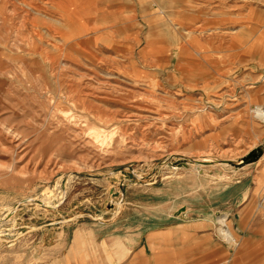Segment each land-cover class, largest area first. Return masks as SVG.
Wrapping results in <instances>:
<instances>
[{
  "label": "rangeland",
  "instance_id": "obj_1",
  "mask_svg": "<svg viewBox=\"0 0 264 264\" xmlns=\"http://www.w3.org/2000/svg\"><path fill=\"white\" fill-rule=\"evenodd\" d=\"M64 1L0 0V264H63L64 218L172 215L165 264H264V155L226 163L264 142V0H84L73 27Z\"/></svg>",
  "mask_w": 264,
  "mask_h": 264
},
{
  "label": "crops",
  "instance_id": "obj_2",
  "mask_svg": "<svg viewBox=\"0 0 264 264\" xmlns=\"http://www.w3.org/2000/svg\"><path fill=\"white\" fill-rule=\"evenodd\" d=\"M57 4L63 12L67 26L73 27V23L80 22L83 19L85 12L83 9L84 0H65L62 4ZM63 35L64 39L70 41L68 33ZM191 62L189 64L192 66ZM254 111L264 120V117H262L264 105L256 106ZM247 166H250V164L238 169L247 170L249 168ZM242 172L240 173L243 174ZM172 216L174 218L173 222L166 226L153 228L133 226L123 232L118 231L121 230L118 229L110 233H104L103 230L110 224L113 226L115 222H119L118 216L111 223L106 220H98V216L91 217V222L82 218L76 220L64 218V220H60L62 223L58 221V225L51 227L48 233L54 236V241H56L54 247L59 248L58 246L63 243V264H100L102 260H98V249L102 247V242L107 245L115 243L116 246L121 248L120 253L112 255L113 264H149L152 261L165 264L171 252L182 248L188 242L186 239H192L190 234L193 233V230L186 226L185 217ZM106 263L109 264L108 261Z\"/></svg>",
  "mask_w": 264,
  "mask_h": 264
},
{
  "label": "water",
  "instance_id": "obj_3",
  "mask_svg": "<svg viewBox=\"0 0 264 264\" xmlns=\"http://www.w3.org/2000/svg\"><path fill=\"white\" fill-rule=\"evenodd\" d=\"M263 155H264V142L262 144L256 146L251 151H249L242 159H240L238 161L226 160V163L233 165L236 168H241L245 165L257 162ZM210 163L214 164L213 162H210ZM200 164H202V163H200ZM177 165L186 167V166H188V163L186 161H181V162H178ZM184 210H185V208L182 207L181 209L178 210V213H181Z\"/></svg>",
  "mask_w": 264,
  "mask_h": 264
},
{
  "label": "bare ground",
  "instance_id": "obj_4",
  "mask_svg": "<svg viewBox=\"0 0 264 264\" xmlns=\"http://www.w3.org/2000/svg\"><path fill=\"white\" fill-rule=\"evenodd\" d=\"M262 116H264V111H262ZM82 132V131H81ZM69 172H71V174H70V179L72 178V176H73V172H74V170H73V168H69ZM64 194V193H63ZM45 201H48V200H45ZM47 203V202H46ZM50 203V202H49ZM50 205V204H49ZM219 232H220V234H222L223 235V237L227 240V241H229L230 243L232 242V243H234V236L231 234V232H230V230L228 229V226H227V224H226V219L225 218H222L221 219V226L219 227Z\"/></svg>",
  "mask_w": 264,
  "mask_h": 264
}]
</instances>
